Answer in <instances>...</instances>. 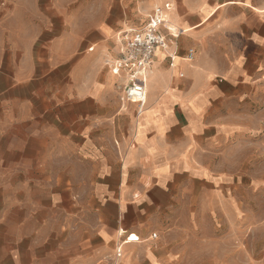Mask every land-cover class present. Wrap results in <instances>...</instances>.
Returning <instances> with one entry per match:
<instances>
[{"label": "crops", "instance_id": "crops-1", "mask_svg": "<svg viewBox=\"0 0 264 264\" xmlns=\"http://www.w3.org/2000/svg\"><path fill=\"white\" fill-rule=\"evenodd\" d=\"M166 5L184 32L138 115L107 61ZM262 77L264 0H0V264H112L118 246L152 263L180 178L208 181L204 151Z\"/></svg>", "mask_w": 264, "mask_h": 264}, {"label": "rangeland", "instance_id": "rangeland-1", "mask_svg": "<svg viewBox=\"0 0 264 264\" xmlns=\"http://www.w3.org/2000/svg\"><path fill=\"white\" fill-rule=\"evenodd\" d=\"M230 108L228 130L204 151L208 181L180 178V212L142 264H264V77Z\"/></svg>", "mask_w": 264, "mask_h": 264}, {"label": "built area", "instance_id": "built-area-1", "mask_svg": "<svg viewBox=\"0 0 264 264\" xmlns=\"http://www.w3.org/2000/svg\"><path fill=\"white\" fill-rule=\"evenodd\" d=\"M166 9H168V5L154 7L143 27L124 35L121 57L107 61L112 74L125 77V82L121 86L119 101L136 105L138 115L144 111L146 82L154 62L156 50H166L170 39H176L184 32L167 21ZM187 59H192V51L188 52ZM152 237H155V235L153 234ZM126 241H137V237L134 240L130 235ZM120 247L118 246L115 250V260L112 264H117L120 258Z\"/></svg>", "mask_w": 264, "mask_h": 264}, {"label": "bare ground", "instance_id": "bare-ground-1", "mask_svg": "<svg viewBox=\"0 0 264 264\" xmlns=\"http://www.w3.org/2000/svg\"><path fill=\"white\" fill-rule=\"evenodd\" d=\"M132 239H134V240H135V239H136V237H135V236H132Z\"/></svg>", "mask_w": 264, "mask_h": 264}]
</instances>
